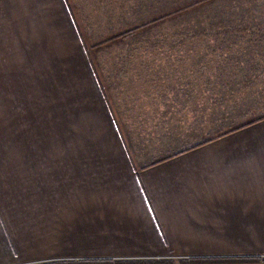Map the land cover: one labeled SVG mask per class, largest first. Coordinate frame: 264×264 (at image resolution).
<instances>
[{
	"label": "crops",
	"instance_id": "0c3cea01",
	"mask_svg": "<svg viewBox=\"0 0 264 264\" xmlns=\"http://www.w3.org/2000/svg\"><path fill=\"white\" fill-rule=\"evenodd\" d=\"M106 2L0 0V264L264 252V118L232 130L264 113V27L139 61L164 45L101 44Z\"/></svg>",
	"mask_w": 264,
	"mask_h": 264
},
{
	"label": "rangeland",
	"instance_id": "374dc122",
	"mask_svg": "<svg viewBox=\"0 0 264 264\" xmlns=\"http://www.w3.org/2000/svg\"><path fill=\"white\" fill-rule=\"evenodd\" d=\"M131 2L133 3L121 0V4L106 2L101 5H89L91 7L88 13V22L94 29H101V31L108 28L110 24L123 25L127 23L125 26H128L133 33L136 32V27L138 29L151 27L152 29H147L145 36L142 35L134 43L164 45V48L138 52L137 60L139 61L160 59L161 55L170 53L175 44L193 46L207 44L212 48L221 47L222 51L218 53L224 55L226 46L242 44L250 38L247 28L264 27V13L260 12L264 7V0H131ZM188 2L190 4H187ZM185 3L186 6H184ZM164 12L166 15L162 18L154 17ZM118 32L120 33L121 30ZM86 39H89V51H91L89 54H93L95 50L87 34ZM166 46H170L169 52L165 49ZM191 53L196 54L195 52ZM171 54L174 53L171 52ZM111 60H114V56L105 62V71L113 70V61ZM6 111V101L1 100L0 161L3 156L16 155V149H12L9 141L4 137L5 124L3 122L7 117ZM1 172L3 173V168L0 163V205L5 201L3 197L1 198V180L3 179ZM15 199L17 198L9 200L14 201ZM255 254L264 255V252ZM171 259L176 260L177 258Z\"/></svg>",
	"mask_w": 264,
	"mask_h": 264
},
{
	"label": "trees",
	"instance_id": "16d2710c",
	"mask_svg": "<svg viewBox=\"0 0 264 264\" xmlns=\"http://www.w3.org/2000/svg\"><path fill=\"white\" fill-rule=\"evenodd\" d=\"M187 4H190L189 2ZM186 6V3L184 4ZM166 15V12L160 13L157 19L162 18ZM153 19V17H152ZM153 21V20H152ZM127 23L123 25L110 24L108 27V32L101 35V44H132L142 35L145 36L147 29H152L151 27H146L142 29L135 28V33L131 32L128 28ZM141 27V26H139ZM118 30H121L119 33ZM264 118V113L251 118L250 120L242 123L241 125L235 127L232 130H237L241 127L247 126L254 122H257ZM37 264H264V255L253 254L238 257H216V258H164V259H134V260H110V259H79L71 260L66 262H50V263H37Z\"/></svg>",
	"mask_w": 264,
	"mask_h": 264
}]
</instances>
